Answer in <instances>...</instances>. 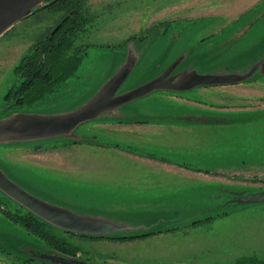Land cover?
<instances>
[{"label": "rangeland", "instance_id": "obj_1", "mask_svg": "<svg viewBox=\"0 0 264 264\" xmlns=\"http://www.w3.org/2000/svg\"><path fill=\"white\" fill-rule=\"evenodd\" d=\"M82 1L92 16L74 43L86 50L82 63L33 104L4 93L20 78L16 67L24 55L65 10L37 8L0 36V117L86 101L124 61L130 39L143 52L120 91L185 52L175 71H237L264 56V0ZM76 132L77 138L0 143V166L52 203L150 227L105 237L53 227L75 249L69 256L90 264H219L264 256V200L237 199L264 189L260 71L236 83L156 90L82 122ZM3 196L0 264H62L35 255L65 253L8 215L3 208L13 205Z\"/></svg>", "mask_w": 264, "mask_h": 264}, {"label": "water", "instance_id": "obj_2", "mask_svg": "<svg viewBox=\"0 0 264 264\" xmlns=\"http://www.w3.org/2000/svg\"><path fill=\"white\" fill-rule=\"evenodd\" d=\"M50 0H0V36L19 20L29 16ZM52 1V0H51ZM142 49L135 41L127 43V55L118 68L86 100L67 110L39 112L19 110L0 117V143L28 141L67 136L77 138L76 128L85 121L103 114L115 113L123 104L160 89L183 91L200 85L236 83L251 78L257 71L264 74V56L246 69L237 71L200 72L197 68L175 71L187 53H182L159 74L120 91L136 66ZM0 189L21 205L62 229L88 235H112L119 231L147 229L150 226L132 225L103 214L80 213L69 207L52 203L29 191L11 178L0 166ZM240 202L264 200V189L240 194ZM42 256L62 264H90L88 260L61 253L42 252Z\"/></svg>", "mask_w": 264, "mask_h": 264}, {"label": "trees", "instance_id": "obj_3", "mask_svg": "<svg viewBox=\"0 0 264 264\" xmlns=\"http://www.w3.org/2000/svg\"><path fill=\"white\" fill-rule=\"evenodd\" d=\"M43 7L64 9L65 13L62 16L61 23L49 30L45 36L39 38L16 67L17 77H27L34 81L28 86L32 89L27 90L25 96L18 99V101H23L27 105L33 104L37 99L45 98L48 94L55 92L56 89L74 76L86 53L85 49L82 51L79 46L74 47V43L78 32L92 18L85 10L82 0H52L38 8ZM70 48H73L72 52H69ZM0 206L3 207L1 202ZM3 209L8 215L16 216V219H20L25 226L54 244L61 252L63 251L68 255L75 254V249L66 240L55 236L52 228H59L58 226L49 223L24 206V212L20 216L15 215L16 213L12 212L11 209L5 207ZM77 234L89 237H105L102 235ZM219 264H264V256L244 254L233 262Z\"/></svg>", "mask_w": 264, "mask_h": 264}, {"label": "flooded vegetation", "instance_id": "obj_4", "mask_svg": "<svg viewBox=\"0 0 264 264\" xmlns=\"http://www.w3.org/2000/svg\"><path fill=\"white\" fill-rule=\"evenodd\" d=\"M58 26V25H57ZM31 83H34L33 79L27 78V77H20L14 80L11 84V86L6 90L4 93V97L8 98L10 95L16 97L18 100L19 98H23L25 96V92L28 90H31V87H28ZM6 115H9L8 113ZM3 117V116H2ZM14 179V178H13ZM15 180V179H14ZM0 195H4L2 199L7 200L11 205H13V208H9L12 210V212H15L18 216L22 215L24 212L23 205L21 206L19 202L11 198L9 195H7L4 191L0 189ZM12 201H11V200ZM52 253V252H51ZM35 255L42 256V252H35ZM43 257V256H42ZM46 258V257H45ZM49 259V258H48Z\"/></svg>", "mask_w": 264, "mask_h": 264}]
</instances>
